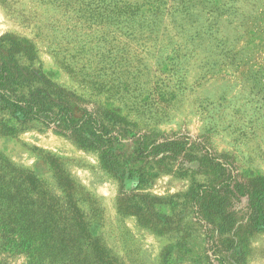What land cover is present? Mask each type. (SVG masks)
I'll list each match as a JSON object with an SVG mask.
<instances>
[{"label": "rangeland", "instance_id": "rangeland-1", "mask_svg": "<svg viewBox=\"0 0 264 264\" xmlns=\"http://www.w3.org/2000/svg\"><path fill=\"white\" fill-rule=\"evenodd\" d=\"M6 34L33 46L14 58L37 75L24 88L61 95L75 117L117 114L116 148L149 175L134 192L137 174L121 183L71 136L0 112V172L71 200L99 249L79 259L75 246L70 263L264 264L249 219L264 189V0H0ZM140 139L169 143L165 157L136 159Z\"/></svg>", "mask_w": 264, "mask_h": 264}, {"label": "trees", "instance_id": "trees-1", "mask_svg": "<svg viewBox=\"0 0 264 264\" xmlns=\"http://www.w3.org/2000/svg\"><path fill=\"white\" fill-rule=\"evenodd\" d=\"M19 53L32 54L33 46L25 39L9 34L0 37V112L19 124L38 122L59 134L71 136L80 147L97 152L102 166L121 183L137 174L132 190H140L149 175L143 167H129V160L116 148L124 132L118 125V115L86 111L75 117L63 104L61 95L54 96L33 87L24 88L30 77L37 75L15 62V55ZM1 129L5 135L16 131L14 126ZM168 144H157L153 150L140 139L136 159L142 162L156 156L163 159ZM66 207L49 196L31 174L11 170L0 172V254L24 253L27 264H37L42 257L49 264H72L68 257L79 248L77 257L84 256L85 259L83 250L92 248V244L97 246L86 234L74 203L67 200ZM136 209L135 213H138L139 209ZM249 210L251 224L264 229V189L252 193Z\"/></svg>", "mask_w": 264, "mask_h": 264}]
</instances>
